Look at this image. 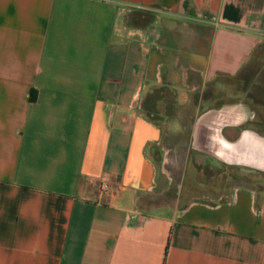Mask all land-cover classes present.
<instances>
[{
  "label": "crops",
  "instance_id": "obj_1",
  "mask_svg": "<svg viewBox=\"0 0 264 264\" xmlns=\"http://www.w3.org/2000/svg\"><path fill=\"white\" fill-rule=\"evenodd\" d=\"M263 42L264 0H0V264H264V187L163 180L264 173Z\"/></svg>",
  "mask_w": 264,
  "mask_h": 264
},
{
  "label": "rangeland",
  "instance_id": "obj_2",
  "mask_svg": "<svg viewBox=\"0 0 264 264\" xmlns=\"http://www.w3.org/2000/svg\"><path fill=\"white\" fill-rule=\"evenodd\" d=\"M255 57L254 69L252 75V88L246 100L250 105L256 120L259 122L256 129L264 133V42L261 44ZM163 153L158 152L156 157L159 164L163 162ZM192 160L199 165L204 164V158L196 156L190 158L180 152L178 155L174 153V159L182 162L185 160ZM179 161V162H180ZM168 174H165L164 182L170 188L169 195L173 196L176 193L190 191L194 195H202L206 191L204 188L205 183L209 187H221L219 190H229L231 185L237 186H254L258 189L264 187V173L261 172H247L241 168H221L220 166L214 167L213 165H205L203 168H165ZM169 171V172H168ZM218 189V188H217ZM208 190V189H207ZM210 191V190H209ZM156 199L157 198H152Z\"/></svg>",
  "mask_w": 264,
  "mask_h": 264
},
{
  "label": "built area",
  "instance_id": "obj_3",
  "mask_svg": "<svg viewBox=\"0 0 264 264\" xmlns=\"http://www.w3.org/2000/svg\"><path fill=\"white\" fill-rule=\"evenodd\" d=\"M149 49H146L148 51ZM132 115L135 116L136 112L134 108H132ZM113 189V180L112 177L109 174H104L99 180H98V192H97V203L99 205H102L106 202L108 195Z\"/></svg>",
  "mask_w": 264,
  "mask_h": 264
},
{
  "label": "bare ground",
  "instance_id": "obj_4",
  "mask_svg": "<svg viewBox=\"0 0 264 264\" xmlns=\"http://www.w3.org/2000/svg\"><path fill=\"white\" fill-rule=\"evenodd\" d=\"M213 144V143H212ZM214 145V144H213ZM258 155V152H255L254 153V157L256 158V156Z\"/></svg>",
  "mask_w": 264,
  "mask_h": 264
}]
</instances>
